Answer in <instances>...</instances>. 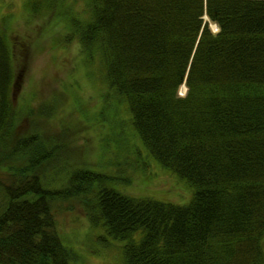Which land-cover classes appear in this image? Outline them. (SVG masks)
Returning a JSON list of instances; mask_svg holds the SVG:
<instances>
[{"label":"trees","instance_id":"trees-1","mask_svg":"<svg viewBox=\"0 0 264 264\" xmlns=\"http://www.w3.org/2000/svg\"><path fill=\"white\" fill-rule=\"evenodd\" d=\"M56 2L29 5L36 13ZM87 8L81 21L68 17L86 73L126 106L148 156L193 195L186 206L131 198L85 168L64 172L65 182L57 172L51 186L45 172L61 148L51 135L55 108L40 103L33 118L32 108L14 107L20 71L35 78L0 37V264L79 263L52 213L69 201L123 243L122 264H263L264 0H89Z\"/></svg>","mask_w":264,"mask_h":264},{"label":"rangeland","instance_id":"rangeland-1","mask_svg":"<svg viewBox=\"0 0 264 264\" xmlns=\"http://www.w3.org/2000/svg\"><path fill=\"white\" fill-rule=\"evenodd\" d=\"M31 2L36 4V0H0V37L5 41L12 39L14 56L19 60L23 57L25 68L31 64L30 73L35 78L33 84L25 78L27 73L20 71L11 98L14 107L23 112L32 108L33 118L40 103L55 108L51 135L59 137L57 144L61 148L56 162L45 172L49 179L55 180L51 186H57V172L62 173L65 182L64 172L85 168L114 178L109 179L108 188L131 198L186 206L193 190L148 156L129 122L126 106L114 96H107L95 75L97 68L95 76L86 73L83 55L78 54L80 46L71 42L68 17L85 19L89 0H63L64 4L57 0L55 7L44 6L36 13L30 8ZM209 28L214 33L218 30L213 24ZM94 58L98 59L96 52ZM24 87L27 89L21 101ZM185 92L183 85L178 95L184 96ZM33 96L36 97L32 99ZM25 129L28 123L23 119L19 131ZM3 174L0 169V175ZM77 203L56 204L52 211L63 244L80 258L77 264H122L123 243L110 239L102 228L93 227ZM262 247L264 253V236Z\"/></svg>","mask_w":264,"mask_h":264},{"label":"water","instance_id":"water-1","mask_svg":"<svg viewBox=\"0 0 264 264\" xmlns=\"http://www.w3.org/2000/svg\"><path fill=\"white\" fill-rule=\"evenodd\" d=\"M217 28V27H216ZM218 29V28H217ZM216 31H218V30H216ZM184 88V87H183Z\"/></svg>","mask_w":264,"mask_h":264}]
</instances>
